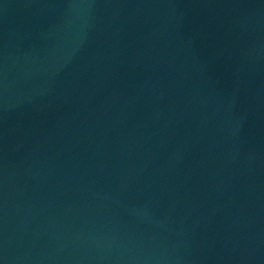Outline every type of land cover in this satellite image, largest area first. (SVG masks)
Segmentation results:
<instances>
[{"label": "water", "instance_id": "water-1", "mask_svg": "<svg viewBox=\"0 0 264 264\" xmlns=\"http://www.w3.org/2000/svg\"><path fill=\"white\" fill-rule=\"evenodd\" d=\"M0 264H264V0H0Z\"/></svg>", "mask_w": 264, "mask_h": 264}]
</instances>
